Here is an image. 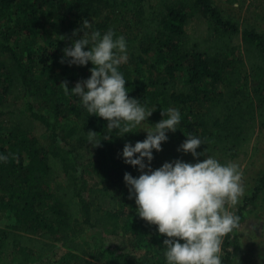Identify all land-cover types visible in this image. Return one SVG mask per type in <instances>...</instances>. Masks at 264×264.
Returning <instances> with one entry per match:
<instances>
[{
  "label": "trees",
  "instance_id": "1",
  "mask_svg": "<svg viewBox=\"0 0 264 264\" xmlns=\"http://www.w3.org/2000/svg\"><path fill=\"white\" fill-rule=\"evenodd\" d=\"M218 1L0 0V155L16 156L0 162V214L8 216L0 229V264H166V237L140 217L129 218L137 206L123 188L126 172L141 174L124 162L123 148L146 135L120 137L114 130L100 146L89 144L87 132L102 139L107 121L89 116L79 98L59 86L67 81L71 90L90 78L92 64L69 66L61 59L83 36L73 37L83 20L102 34L111 28L127 43L128 60L118 70L129 98L154 111L146 123L154 126L169 107L181 114L162 151L153 150L150 167L196 163L178 151L188 135L201 139L197 153L233 162L253 139L264 140V92L254 88L264 76V37L224 20ZM250 7L264 22V0H251ZM36 33L39 46L23 60L16 40ZM150 55L162 69L140 85L133 72L156 67L145 59ZM263 187L264 176L238 207L240 221ZM230 238L222 264H234Z\"/></svg>",
  "mask_w": 264,
  "mask_h": 264
},
{
  "label": "clouds",
  "instance_id": "2",
  "mask_svg": "<svg viewBox=\"0 0 264 264\" xmlns=\"http://www.w3.org/2000/svg\"><path fill=\"white\" fill-rule=\"evenodd\" d=\"M78 32L83 36L63 50L61 63L67 60L69 66H86L90 62V78L78 81L71 90L67 81L59 87L65 94L78 97L89 116L107 121V135L102 139L97 140L98 133L87 132L89 144L100 146L102 140L111 139L114 130L120 132V137L145 131V140L134 146L127 143L122 151L124 162L141 173L138 178L124 174L129 198H135L137 215L166 237L163 241L166 264H222L224 240L240 222L232 210L245 191L239 165L231 161L221 163L206 155L207 150L197 153L203 143L200 138L188 135L178 151L190 153L197 162L175 160L153 170L150 167L153 150L162 151L166 133L177 130L180 111L169 107L161 112L163 119L154 126L148 125L146 121L154 111L141 105L140 100L129 98L127 81L118 70L128 60L124 36H117L111 28L102 34L88 20L73 31V37ZM9 155L16 158L15 154ZM9 155H0V162H7ZM201 155L205 156L202 162Z\"/></svg>",
  "mask_w": 264,
  "mask_h": 264
},
{
  "label": "rangeland",
  "instance_id": "3",
  "mask_svg": "<svg viewBox=\"0 0 264 264\" xmlns=\"http://www.w3.org/2000/svg\"><path fill=\"white\" fill-rule=\"evenodd\" d=\"M250 2L251 0H237V3L234 5H226L224 1L219 0L216 4L222 11L224 20L237 25L240 30L243 27H249L264 37V22L258 21L251 16ZM16 43L20 50L21 58L25 60L39 46V35L36 33L32 37L21 36L17 38ZM145 59L153 67L154 65L156 67L147 69L143 65L139 71L133 72L134 80L141 83L140 85L147 84L153 74L159 68L160 70L162 69L160 64H156L154 55L145 57ZM243 62L245 65L243 72L247 74L248 67L245 61ZM131 70L133 71V68ZM248 80L250 81L251 79L248 78ZM254 88L264 92V76L257 78ZM39 112L47 115V112L43 110H39ZM140 132L147 135L143 130H140ZM233 162L239 165L243 173V185L245 189L239 203L232 209L236 213L238 207H241L243 204V198L250 196L253 188L259 184L260 177L264 176V140L255 141L253 139L245 151L241 152ZM123 188H126V184ZM128 216L133 220L139 218L136 209L133 208L128 210ZM7 217L0 214V229L4 228L7 224ZM229 243L233 253L232 261H234V264H264V187L256 200L248 201L246 209L242 213V221L239 222V227L231 233ZM56 250L57 248L54 251L55 255L53 259L58 262L61 258H59L60 253Z\"/></svg>",
  "mask_w": 264,
  "mask_h": 264
}]
</instances>
